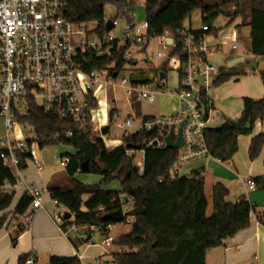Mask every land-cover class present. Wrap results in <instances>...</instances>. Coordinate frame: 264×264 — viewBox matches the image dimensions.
Here are the masks:
<instances>
[{
  "label": "built area",
  "instance_id": "built-area-1",
  "mask_svg": "<svg viewBox=\"0 0 264 264\" xmlns=\"http://www.w3.org/2000/svg\"><path fill=\"white\" fill-rule=\"evenodd\" d=\"M63 6L64 0H0V118L6 131L0 137V163L11 176L0 179V194H14L17 188L24 187L31 197V210H44L41 196L44 190L26 181L24 169L31 163L40 171V152L47 148L39 145L35 133L31 138L23 136L19 122V117L26 112V107L24 113L19 111L23 103L27 105L29 101L36 103L39 100L36 104L43 112L66 123L68 127L61 133L64 139L71 140L89 128L108 149H113L123 144L122 140L113 139L107 145L105 136L109 124L118 117V109L114 98L100 97L102 90L106 86L112 90L120 88L131 107L139 102L152 103L156 95L166 91L168 70L175 74V112L141 117L137 131L146 132L148 137L138 149L126 147L125 154L133 160L136 154L140 156L134 164L137 174L141 175L145 149L167 148L166 137L171 134L173 143L180 131L182 145L176 149V159L169 169L170 179L179 177L181 166L209 158L206 132L216 115L209 92L222 74L212 58L226 44L231 50L236 49L235 28L228 30L214 45L208 40L209 37L217 39L218 32L207 25H203L200 32L182 28L176 35L165 31L150 36L146 18L138 19L133 11L104 21V28L107 22L112 28L104 29L103 34L92 40L90 36L94 33H87L91 30L87 28L94 27L69 21L63 14ZM153 39L160 47L156 58L161 59L162 64L154 70L152 77L147 78L136 68L137 61L131 59L129 48ZM120 42L125 46H120ZM177 47L179 51L175 52ZM99 58L107 59L108 63L96 67ZM125 62L129 63L127 77L122 76L116 81ZM160 73L164 74L162 79ZM135 124L133 115L115 122L122 130ZM104 126H107L105 134L101 132ZM68 161L66 155L59 158V163L64 166ZM243 185L248 193L256 190L253 179L245 180ZM51 202L49 216L65 233L63 226L72 228L74 224L65 223L58 202L53 199ZM119 202L122 221L132 223L134 217L126 213L134 207V200L121 194ZM31 216L30 211L24 227L29 226ZM112 242L111 236L104 241L105 245ZM36 261V254L31 252L23 264H36Z\"/></svg>",
  "mask_w": 264,
  "mask_h": 264
},
{
  "label": "trees",
  "instance_id": "trees-1",
  "mask_svg": "<svg viewBox=\"0 0 264 264\" xmlns=\"http://www.w3.org/2000/svg\"><path fill=\"white\" fill-rule=\"evenodd\" d=\"M162 3V5H161ZM106 4L115 8V16H126L135 10L134 0H64L63 14L73 23H82L87 33H104L103 10ZM223 6L234 5L236 12L231 19L248 17V46L251 55L264 63V0H220ZM217 4H208L203 0H144V13L148 21L150 36L171 35L184 28L183 20L195 9H199L203 25L211 28V23L218 15ZM179 48L175 49L178 52ZM108 60L99 58L96 67L101 68ZM144 69L141 73H144ZM229 78L221 74L215 83ZM264 87V68L260 72ZM95 105V103H93ZM264 120V95L259 99L244 97L242 109L236 119L224 118L218 127H210L206 132V143L210 157L229 163L237 152V138L249 135L255 121ZM21 124L30 125L39 141V145H71L73 154L68 156L65 166L67 185H51L47 191L51 199L56 200L69 212L72 220L65 218V223L77 226H94L100 232L110 225L102 222L105 213L120 208L119 195L126 194L128 187H139L143 196L144 212L134 217L131 230L113 239L112 244L122 248V252L113 253L114 264H206L205 253L218 247L226 238L233 237L240 230L248 227L249 215L254 206L243 196L235 202H228L227 188L217 182L212 187V211L206 215L207 199L204 191V176L201 169L193 170L188 175L169 178V169L176 159V149L147 148L143 157V172L137 174L133 158L125 154L126 144L142 147L148 134L142 130L128 134L121 145L108 149L103 141L96 138L89 128L80 132L73 139H64L61 133L67 125L56 117L43 112L36 103L29 101L26 112L19 117ZM264 145V132L250 140L248 157H258ZM86 161L89 171L100 174L101 182L113 179L120 181L122 190H104L100 185H88L73 176L80 164ZM10 172L0 163V179L9 178ZM162 181L159 182L158 180ZM256 189L264 190V176L252 178ZM84 196H87L84 199ZM13 194H0V212L9 207ZM31 202L26 193L17 203L14 213L23 214ZM4 217H0V227ZM28 254L18 257V264H23ZM46 264H81L77 255L50 256Z\"/></svg>",
  "mask_w": 264,
  "mask_h": 264
},
{
  "label": "crops",
  "instance_id": "crops-1",
  "mask_svg": "<svg viewBox=\"0 0 264 264\" xmlns=\"http://www.w3.org/2000/svg\"><path fill=\"white\" fill-rule=\"evenodd\" d=\"M231 7L233 13H235L237 10L236 6L231 5ZM232 20H237V28L241 26L248 28V38V17L237 16ZM236 35L237 41L241 37V31L239 29L236 30ZM218 40H221L219 32L217 39L209 37L208 41L210 44L214 45L218 43ZM148 43L149 41L146 44ZM237 57L239 56H235V58ZM251 57L254 56L251 55ZM229 62L230 61L227 62V65ZM257 65L258 61L256 63V68ZM149 68L152 69V74L144 72L142 73L144 77L150 78L154 75L156 67L149 66ZM221 73L224 74V71L221 70ZM218 84L219 83H214L213 87ZM210 97L215 106L214 97H212L211 94ZM243 98L244 97H242V99ZM176 107L177 102L173 112L176 110ZM241 109L238 110L234 118L229 117V115H224V118L236 119L239 117ZM216 115L219 116L220 113L217 112ZM262 132H264V120L255 121L253 130L249 135H240L237 138V152L227 164L209 157L189 162L194 164L189 165V163H187L179 169V177L188 175L193 170L201 169L204 181L207 176L211 178L210 184L212 187L215 183L219 182L227 188L228 194L226 200L228 202H235L240 197L244 196L254 206V209L249 215L248 227L240 230L233 237L224 239L220 246L208 249L205 253L206 264H264V211L260 209L256 199H254L255 197L252 196L258 189L249 194L243 185V182L247 179L264 176V145H262L256 159L250 160L248 157L251 138ZM44 152L45 151L40 152V159L42 161L40 171H37L35 166L31 163H27L24 169L26 181L44 190L41 195L44 210L32 211L29 204L23 214H15L14 209L21 197L25 194L24 187L17 188L13 194L9 207L0 212V217H4L3 224L0 227V264H18V257L20 255L29 254L31 252L36 254V264H46L50 256L73 255L78 256L81 264L111 263V261H113L112 254L122 252L123 249L118 247L117 251L109 250L112 244L105 245L104 241L110 235H104L101 239L100 234H102V232L94 226L74 225V227L70 228L66 224L63 226L65 233H62L55 222L50 218L49 212L52 208V202L47 189L51 185H67L68 179L65 174V166L57 162L55 158L56 155L45 157ZM45 163H47V165ZM86 198L87 196H84V199ZM30 211L32 212V216L29 226L26 228L23 224L26 215ZM62 211L65 212V210ZM71 220L72 216H70V221ZM113 224L115 223H111L106 229L109 228V226L111 227V225L114 227ZM124 234L126 233H121L119 236ZM111 237L113 239L117 238Z\"/></svg>",
  "mask_w": 264,
  "mask_h": 264
},
{
  "label": "rangeland",
  "instance_id": "rangeland-1",
  "mask_svg": "<svg viewBox=\"0 0 264 264\" xmlns=\"http://www.w3.org/2000/svg\"><path fill=\"white\" fill-rule=\"evenodd\" d=\"M208 4H217L218 6V15L211 23V29L213 31L219 32L220 39H223L224 35L228 30L233 27L236 30L241 31V37L236 41V50H230V45H224L220 48V52L215 54L212 58L216 67L219 70H223L224 74H228L229 78L226 81H223L211 88L210 94L215 99V113L219 112L220 115H215L214 119L209 123L210 127L219 126L223 119L224 115H229V117L234 118L238 110L241 109V99L242 97H250L253 99H259L264 95V87H262L260 72L262 68H264V63L260 58H257L258 65L254 71H250L246 67L242 66L240 63H234L230 66L227 65L228 61L235 59V56H239L243 59L250 58L251 53L249 51L248 46V38L247 32L248 28L245 26H241L237 28L236 25L237 20H232L230 17V10L232 7L230 5L223 6L220 4V0H203ZM135 2V13L138 19H143L145 17L144 13V0H134ZM115 8L112 5L106 4L103 10V15L105 21L111 20L115 17ZM183 26L186 29L191 30L192 32H200L201 27L203 26L202 17L199 9H195L183 20ZM92 40L97 39V35L93 34L90 36ZM219 42V40L217 41ZM120 46H125L122 42L119 43ZM160 49L156 40H150L148 44L143 43L140 46H135L129 48L131 53V59L136 60V68L144 69L145 73H151L152 69L149 66L159 68L162 64V60L156 58V52ZM130 59V58H129ZM129 69V63L125 62L123 66V70L119 72L118 78L119 80L122 76L127 77V70ZM167 80L165 84L167 86L166 91L163 94L156 95L155 99L152 103L148 102H139L135 104L133 107L128 105V97L123 93L120 88H114L112 90L110 86H106L105 90H102L100 97H105L106 99L114 98L115 105L118 109V117L116 121H113L108 126V132L105 136L106 144L110 145L111 140L117 139L122 140L128 134L134 133L138 130V120L144 116H158V115H167L174 113L173 110L176 106V100L173 96L174 92V84H175V74L174 71L168 70L166 72ZM36 103H40L39 100H36ZM26 104L23 103L19 106L20 113L25 112ZM240 113V112H239ZM133 115L136 118V124L134 127L122 130L115 126V122H118L124 119L126 116ZM223 115V116H222ZM20 129L23 132V136L25 138H31L34 136V132L32 127L28 124H21ZM6 134L5 126L3 119L0 118V137ZM46 150H44L45 157H50L56 155L55 158L57 162H59V156L62 154H73L75 152L74 148L68 144H56L46 146ZM140 156L136 154L134 161L139 159ZM47 165V163H45ZM194 163H189V165ZM76 180L88 184V185H100V187L104 190L109 191H120L122 190V186L119 180L113 179L109 182L102 183V176L93 172H85L80 169L73 176ZM211 178L207 176L204 181V191L207 199V208L206 215L209 216L212 211V199H211ZM253 193V192H250ZM249 193V194H250ZM254 199H256L260 209L264 211V190H258L252 194ZM61 210H64V207L59 205ZM114 227L109 226L105 232L100 234L101 239L104 235L117 237L121 233H128L131 230V223L121 221L113 224ZM105 236V237H106ZM112 244V243H111ZM109 250L117 251L118 247L112 244ZM112 264V263H109Z\"/></svg>",
  "mask_w": 264,
  "mask_h": 264
},
{
  "label": "water",
  "instance_id": "water-1",
  "mask_svg": "<svg viewBox=\"0 0 264 264\" xmlns=\"http://www.w3.org/2000/svg\"><path fill=\"white\" fill-rule=\"evenodd\" d=\"M162 5V3H161ZM112 28V25L110 22H107L105 24V31H109L110 29ZM234 63H240L242 66L246 67L247 69H249L250 71H254L255 68H256V63H257V60H256V57H250V58H241V57H237L233 60H231L228 64V66L234 64ZM115 74H113L114 76ZM164 77V74L163 73H160V78L162 79ZM101 132L103 134H105L107 132V126H104L101 130ZM182 145V138H181V134H180V131L178 132L177 134V139L175 142H171V134H169L167 137H166V147L169 148V149H178L180 146ZM126 147L127 148H133V149H138V146L136 145H133V144H126ZM79 169L81 171H85V172H88L89 171V166L87 164L86 161H83L81 164H80V167ZM126 195L131 197L133 200H134V207L128 211L126 213L127 216H131V217H137L139 215H142L143 212H144V207H143V202H144V199H143V196L141 194V191L139 189V187H128L126 189ZM71 216V214L67 211L64 212V218L66 219H69ZM123 219V216L121 214V211L118 209V210H115V211H112V212H108V213H105L102 218H101V221L102 222H110V223H118V222H121ZM105 225L103 224L101 226V229L102 230H105ZM108 263V262H106ZM111 263H114L113 261H111Z\"/></svg>",
  "mask_w": 264,
  "mask_h": 264
}]
</instances>
